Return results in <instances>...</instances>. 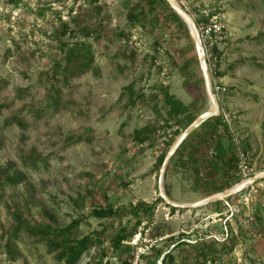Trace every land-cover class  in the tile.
<instances>
[{
    "label": "rangeland",
    "instance_id": "obj_1",
    "mask_svg": "<svg viewBox=\"0 0 264 264\" xmlns=\"http://www.w3.org/2000/svg\"><path fill=\"white\" fill-rule=\"evenodd\" d=\"M183 4L197 29L221 28L204 44L218 121L176 150L164 194L189 205L262 177L193 209L155 203L160 157L209 109L169 7L0 0V264H64L47 227L87 240L75 264H264V0ZM232 142L238 166L222 170Z\"/></svg>",
    "mask_w": 264,
    "mask_h": 264
},
{
    "label": "water",
    "instance_id": "obj_2",
    "mask_svg": "<svg viewBox=\"0 0 264 264\" xmlns=\"http://www.w3.org/2000/svg\"><path fill=\"white\" fill-rule=\"evenodd\" d=\"M169 8L185 23V25L188 28L189 24L192 28V33L193 35L190 33L193 43H194V49H195V54L197 57V61H198V65H199V69L202 75V79L204 82V86H205V90H206V94L208 96V99H212L214 100V97L212 95L211 92V87H210V79H209V72H208V68H207V60L205 57V51L202 45V42L200 40L196 25L194 23V21L192 20V18L174 1V0H164ZM189 30V28H188ZM216 105V103H215ZM217 105L215 110H207L205 113L201 114L200 116H198L191 124L190 126L179 136V138L175 141V143L172 145V147L170 148V150L166 153L163 162L160 166L159 169V175H158V197L168 206L173 207V208H197L199 206H203V205H207L209 203L212 202H218L221 200H224L232 195H235L239 192H241L242 190L246 189L247 187H249L250 185L254 184L258 179H260L262 177V174H257L254 175L246 180L241 181L240 183L236 184L235 186L220 192V193H216L206 199H203L199 202L193 203V204H189V205H179V204H175L172 203L170 201L167 200L165 194H164V190H163V186H162V178H163V174L165 172L166 166L169 163V161L171 160L172 156L174 155V153L176 152V150L179 148V146L181 145V143L189 136V134L191 132H193L194 130H196L203 122H205L207 119L214 117L217 115Z\"/></svg>",
    "mask_w": 264,
    "mask_h": 264
},
{
    "label": "trees",
    "instance_id": "obj_3",
    "mask_svg": "<svg viewBox=\"0 0 264 264\" xmlns=\"http://www.w3.org/2000/svg\"><path fill=\"white\" fill-rule=\"evenodd\" d=\"M145 1V5L146 8L149 11H152L158 4H163L166 5L167 7L168 4L164 1V0H144ZM169 11L171 12V10L169 9ZM174 17L176 19H178L180 22H182L180 20V18L172 11L171 12ZM84 47L83 46H79L77 44H75L74 46L70 47L67 51V59H70V57H72L73 55H75L77 52H80L81 50H83ZM167 104L172 108V111H180L181 113H185L187 111L186 107H184L181 103H179L178 101L172 99V98H167ZM215 121H218V116L217 117H211L209 119H207L205 122H203L200 126L207 124V123H215ZM199 126V127H200ZM198 127V128H199ZM196 131V130H194ZM191 132L189 134V136L194 133ZM188 136V137H189ZM187 137V138H188ZM186 138V139H187ZM186 139L181 143V145L179 146V148L185 143ZM232 145V149L230 151V155L227 158L226 161H222L220 160V162L218 163L219 165H221L222 170H227L229 169V166H232L233 164H235L236 166H238V154L236 152V147L234 148V144L233 142L231 143ZM178 148V149H179ZM165 157V154L162 155L159 159V165L161 166L163 159ZM214 159V158H213ZM215 163L216 160L214 159ZM158 202H163L160 198H158L155 203ZM217 203V202H216ZM166 207H168L170 209V211H174L175 208L170 207L168 205H166ZM152 209V207H150ZM67 232V228L64 229H52V228H42L39 229L38 233L41 236H46L49 237L50 234L54 235V238H61L59 240L63 241L60 242L59 245L57 244V247L60 249V254H59V259L63 261L64 264H75L79 257L81 256L82 253H84V251L86 250V245H87V240L86 239H82L80 241H78L77 243H75L74 245L71 244L69 245L66 241V238L64 236V234Z\"/></svg>",
    "mask_w": 264,
    "mask_h": 264
},
{
    "label": "built area",
    "instance_id": "obj_4",
    "mask_svg": "<svg viewBox=\"0 0 264 264\" xmlns=\"http://www.w3.org/2000/svg\"><path fill=\"white\" fill-rule=\"evenodd\" d=\"M175 1V0H174ZM184 1L185 0H176L175 2L180 6H184ZM197 28V27H196ZM220 26L213 20H210L207 24L203 25V26H198V34L200 37V40L202 42L203 48L205 49V43L210 42L213 38V36L216 33L220 32ZM207 60V59H206ZM208 61V60H207ZM236 152L238 154V158L241 154V151L239 150L237 144H236Z\"/></svg>",
    "mask_w": 264,
    "mask_h": 264
},
{
    "label": "bare ground",
    "instance_id": "obj_5",
    "mask_svg": "<svg viewBox=\"0 0 264 264\" xmlns=\"http://www.w3.org/2000/svg\"><path fill=\"white\" fill-rule=\"evenodd\" d=\"M187 25H188L190 33L193 35L191 26L189 24ZM215 108H216L215 101H213L212 99H209V110H215Z\"/></svg>",
    "mask_w": 264,
    "mask_h": 264
}]
</instances>
